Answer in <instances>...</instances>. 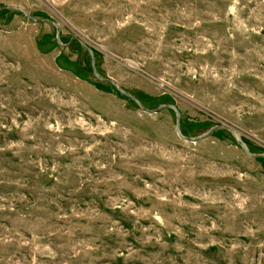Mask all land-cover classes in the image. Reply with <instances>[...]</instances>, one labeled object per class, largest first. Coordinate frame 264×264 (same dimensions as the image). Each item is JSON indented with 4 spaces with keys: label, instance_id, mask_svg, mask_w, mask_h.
Listing matches in <instances>:
<instances>
[{
    "label": "rangeland",
    "instance_id": "1",
    "mask_svg": "<svg viewBox=\"0 0 264 264\" xmlns=\"http://www.w3.org/2000/svg\"><path fill=\"white\" fill-rule=\"evenodd\" d=\"M60 25L187 137L264 152V0H0ZM96 81L73 41L0 12V264H264V160Z\"/></svg>",
    "mask_w": 264,
    "mask_h": 264
},
{
    "label": "water",
    "instance_id": "2",
    "mask_svg": "<svg viewBox=\"0 0 264 264\" xmlns=\"http://www.w3.org/2000/svg\"><path fill=\"white\" fill-rule=\"evenodd\" d=\"M3 11H12L21 14L23 17L29 19L34 24H48L51 25L55 30V42L59 47H67L70 45L73 41H77L80 45V47L88 54L90 58V67L93 78L103 84H109L111 85L116 92H118L123 98L131 101L136 105V107L143 113L147 115H153L156 113H159L161 111H172L174 113L175 121H174V131L179 139H181L184 142L195 144L199 143L201 141H204L212 136V134L216 132H226L230 137L234 140L237 147L249 158L251 159H263L264 160V152L263 153H253L248 148L247 144L244 142L241 134L236 131L234 128L225 125V124H217L213 125L209 128H207L202 133L193 136V137H186L182 134L181 128H180V121H181V113L177 109L175 105H167L162 104L156 107L155 109H148L142 105V103L135 98L130 93L126 92L123 88H121L120 84L113 78L109 77H102L98 74L96 65H95V57L93 51L89 48V46L82 41L81 39L77 38L76 36H72L68 43L63 44L60 39L61 34V28L58 23L51 19L47 18H36L29 15V13L22 7L17 5H7V6H0V12Z\"/></svg>",
    "mask_w": 264,
    "mask_h": 264
},
{
    "label": "trees",
    "instance_id": "3",
    "mask_svg": "<svg viewBox=\"0 0 264 264\" xmlns=\"http://www.w3.org/2000/svg\"><path fill=\"white\" fill-rule=\"evenodd\" d=\"M75 42H77V41H75ZM78 43V42H77ZM78 45H79V43H78ZM80 46V45H79ZM88 55V54H87ZM111 86V85H110ZM112 87V86H111ZM113 88V87H112ZM114 89V88H113ZM118 93V92H117ZM119 94V93H118ZM120 95V94H119ZM140 101V100H139ZM141 102V101H140ZM142 103V102H141ZM134 104V103H133ZM135 105V104H134ZM143 105V104H142ZM167 105H173V104H167ZM136 106V105H135ZM144 106V105H143ZM145 107V106H144ZM147 108V107H146ZM182 132V131H181ZM222 132V131H221ZM182 134H183V132H182ZM184 135V134H183ZM185 136V135H184ZM187 137V136H186Z\"/></svg>",
    "mask_w": 264,
    "mask_h": 264
}]
</instances>
